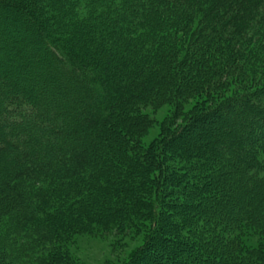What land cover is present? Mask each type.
<instances>
[{"label": "trees", "instance_id": "obj_1", "mask_svg": "<svg viewBox=\"0 0 264 264\" xmlns=\"http://www.w3.org/2000/svg\"><path fill=\"white\" fill-rule=\"evenodd\" d=\"M258 44L264 0H0V264H83L71 236L144 209L122 264H264Z\"/></svg>", "mask_w": 264, "mask_h": 264}, {"label": "rangeland", "instance_id": "obj_2", "mask_svg": "<svg viewBox=\"0 0 264 264\" xmlns=\"http://www.w3.org/2000/svg\"><path fill=\"white\" fill-rule=\"evenodd\" d=\"M243 59L244 66L241 69H255L256 72H258L253 76V81L251 78H247V85L252 86L262 82L260 78L261 70L264 69V50L262 49L259 51V44L255 51H252L250 47L249 51H246ZM235 78L228 84L230 88L235 87L237 89L239 87V81L235 80ZM195 101L196 98H190L183 111L187 112ZM173 111V107L170 104L161 105L157 109L150 110L148 108L144 111L151 119V123L147 130L139 137L144 147H155V145H158L163 133L162 130L167 126L166 124L169 123L167 120L171 117ZM188 134V136L194 139V142L197 141L199 134L196 130L190 131ZM142 214H145V217L138 219L137 223L134 224L126 237L114 235L112 231H107L104 234L97 232L95 235L82 233L71 236L69 239L71 243L68 246H70L71 252L74 253L83 264H122L134 255L146 238L148 228L146 215H148V210H142Z\"/></svg>", "mask_w": 264, "mask_h": 264}]
</instances>
